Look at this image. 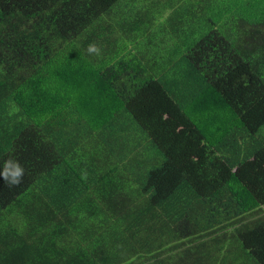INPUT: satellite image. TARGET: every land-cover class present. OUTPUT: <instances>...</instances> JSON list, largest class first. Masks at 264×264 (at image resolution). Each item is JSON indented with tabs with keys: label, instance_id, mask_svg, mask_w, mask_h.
<instances>
[{
	"label": "trees",
	"instance_id": "obj_1",
	"mask_svg": "<svg viewBox=\"0 0 264 264\" xmlns=\"http://www.w3.org/2000/svg\"><path fill=\"white\" fill-rule=\"evenodd\" d=\"M9 156L0 264H264V0H0Z\"/></svg>",
	"mask_w": 264,
	"mask_h": 264
},
{
	"label": "clouds",
	"instance_id": "obj_2",
	"mask_svg": "<svg viewBox=\"0 0 264 264\" xmlns=\"http://www.w3.org/2000/svg\"><path fill=\"white\" fill-rule=\"evenodd\" d=\"M86 51L89 55L100 54V48L95 43H89ZM24 174L23 165L11 156L3 161L2 168H0V178L9 186H18L22 182Z\"/></svg>",
	"mask_w": 264,
	"mask_h": 264
}]
</instances>
